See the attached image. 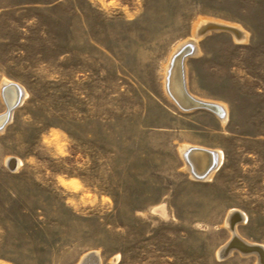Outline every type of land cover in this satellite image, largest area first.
Segmentation results:
<instances>
[{
    "label": "rangeland",
    "instance_id": "obj_1",
    "mask_svg": "<svg viewBox=\"0 0 264 264\" xmlns=\"http://www.w3.org/2000/svg\"><path fill=\"white\" fill-rule=\"evenodd\" d=\"M187 41L189 87L225 124L165 92ZM4 80L27 96L0 132V264L259 263L219 250L232 211L264 247V0H0ZM188 145L223 152L211 181L185 169Z\"/></svg>",
    "mask_w": 264,
    "mask_h": 264
},
{
    "label": "bare ground",
    "instance_id": "obj_2",
    "mask_svg": "<svg viewBox=\"0 0 264 264\" xmlns=\"http://www.w3.org/2000/svg\"><path fill=\"white\" fill-rule=\"evenodd\" d=\"M210 25H217L224 29H233L236 39L243 38V32L235 27L220 22L206 21L201 26V34H204V29ZM199 26V28L201 27ZM198 32V30H197ZM200 34L197 33V37ZM197 46L195 41H187L181 44L180 47L172 54L169 63L166 67L165 74V92L170 101L184 113H194L197 111H205L217 117L224 124L228 119V111L224 104L201 98L195 95L188 84L187 60L197 54ZM184 86V87H183ZM183 89H185V94ZM27 96L26 89L19 83L4 80L1 85L0 98L4 106V111L0 113V132L3 131L11 120V116L20 106ZM202 104L210 105L214 110L202 108ZM215 112V113H214ZM211 148V147H210ZM207 147L191 146L181 148L182 157L185 163V169L190 173L191 177L197 181H211L214 174L224 160L222 151L213 150ZM19 160L10 157L7 164L12 168L19 166ZM243 215V216H242ZM238 214L237 211H232L229 215L227 224L232 232L230 241L219 250V256L222 260H226L235 252L243 257L255 256L258 259V264H264V247L260 244L251 243L244 239L237 230L239 223H245L246 216ZM233 246V247H232ZM259 249L260 252L255 251ZM98 252H90L86 254L79 264H101Z\"/></svg>",
    "mask_w": 264,
    "mask_h": 264
},
{
    "label": "water",
    "instance_id": "obj_3",
    "mask_svg": "<svg viewBox=\"0 0 264 264\" xmlns=\"http://www.w3.org/2000/svg\"><path fill=\"white\" fill-rule=\"evenodd\" d=\"M222 31H231V32H233V33H235L234 32V30L233 29H222V28H220V27H218L217 25H210V26H207V27H205V29H204V33H206L207 35H209V34H211V33H213V32H222ZM184 87V86H183ZM183 91H184V94H185V89H183ZM202 108H205V109H207V110H212V111H214L211 107H210V105H204V104H202V106H201ZM215 113V112H214ZM233 247V246H232ZM255 251H259L260 252V250L259 249H256Z\"/></svg>",
    "mask_w": 264,
    "mask_h": 264
}]
</instances>
